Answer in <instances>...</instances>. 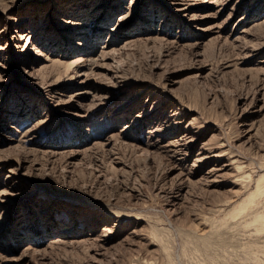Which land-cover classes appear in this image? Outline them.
<instances>
[{
	"label": "rangeland",
	"instance_id": "1",
	"mask_svg": "<svg viewBox=\"0 0 264 264\" xmlns=\"http://www.w3.org/2000/svg\"><path fill=\"white\" fill-rule=\"evenodd\" d=\"M0 264H264V0H0Z\"/></svg>",
	"mask_w": 264,
	"mask_h": 264
}]
</instances>
